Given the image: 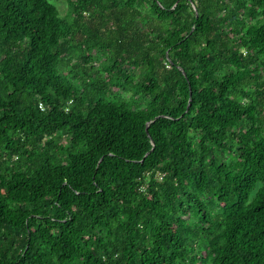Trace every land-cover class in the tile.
I'll list each match as a JSON object with an SVG mask.
<instances>
[{
  "label": "trees",
  "instance_id": "obj_1",
  "mask_svg": "<svg viewBox=\"0 0 264 264\" xmlns=\"http://www.w3.org/2000/svg\"><path fill=\"white\" fill-rule=\"evenodd\" d=\"M66 7L0 0V264H264V0Z\"/></svg>",
  "mask_w": 264,
  "mask_h": 264
},
{
  "label": "rangeland",
  "instance_id": "obj_2",
  "mask_svg": "<svg viewBox=\"0 0 264 264\" xmlns=\"http://www.w3.org/2000/svg\"><path fill=\"white\" fill-rule=\"evenodd\" d=\"M51 2L57 7L61 17L67 16L66 0H51Z\"/></svg>",
  "mask_w": 264,
  "mask_h": 264
},
{
  "label": "water",
  "instance_id": "obj_3",
  "mask_svg": "<svg viewBox=\"0 0 264 264\" xmlns=\"http://www.w3.org/2000/svg\"><path fill=\"white\" fill-rule=\"evenodd\" d=\"M146 132H147V128H146Z\"/></svg>",
  "mask_w": 264,
  "mask_h": 264
},
{
  "label": "built area",
  "instance_id": "obj_4",
  "mask_svg": "<svg viewBox=\"0 0 264 264\" xmlns=\"http://www.w3.org/2000/svg\"><path fill=\"white\" fill-rule=\"evenodd\" d=\"M41 107V106H40Z\"/></svg>",
  "mask_w": 264,
  "mask_h": 264
}]
</instances>
